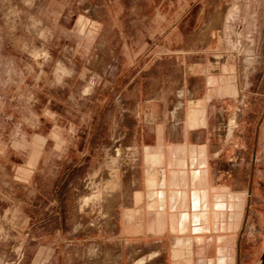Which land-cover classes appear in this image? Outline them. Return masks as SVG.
Instances as JSON below:
<instances>
[{
  "label": "rangeland",
  "instance_id": "1",
  "mask_svg": "<svg viewBox=\"0 0 264 264\" xmlns=\"http://www.w3.org/2000/svg\"><path fill=\"white\" fill-rule=\"evenodd\" d=\"M186 72L264 230V0H0V264H101L137 228L143 149L185 126Z\"/></svg>",
  "mask_w": 264,
  "mask_h": 264
},
{
  "label": "crops",
  "instance_id": "2",
  "mask_svg": "<svg viewBox=\"0 0 264 264\" xmlns=\"http://www.w3.org/2000/svg\"><path fill=\"white\" fill-rule=\"evenodd\" d=\"M186 77L175 90L185 126L156 133L143 149L138 226L103 244L101 264H264V230L256 213L244 229L246 205L256 196L248 189L255 186L243 185V164L236 165L233 181L219 177L208 133L209 97Z\"/></svg>",
  "mask_w": 264,
  "mask_h": 264
}]
</instances>
